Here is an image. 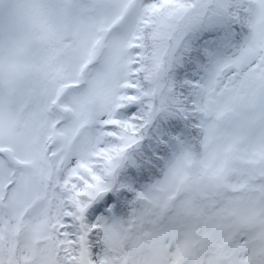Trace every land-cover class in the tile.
Returning a JSON list of instances; mask_svg holds the SVG:
<instances>
[{
    "label": "snow or ice",
    "instance_id": "6c2138e0",
    "mask_svg": "<svg viewBox=\"0 0 264 264\" xmlns=\"http://www.w3.org/2000/svg\"><path fill=\"white\" fill-rule=\"evenodd\" d=\"M88 6L0 55V264H264V0Z\"/></svg>",
    "mask_w": 264,
    "mask_h": 264
},
{
    "label": "trees",
    "instance_id": "16d2710c",
    "mask_svg": "<svg viewBox=\"0 0 264 264\" xmlns=\"http://www.w3.org/2000/svg\"><path fill=\"white\" fill-rule=\"evenodd\" d=\"M82 0H63L58 1L57 11L46 5H51V0H40L39 6L29 2L28 0H11L8 7L13 12L14 19L17 24V30L20 32V37L15 42H20L27 53L32 52L35 55L38 40L36 33L39 30H45L47 37L54 43L75 44L78 47H83L89 42H103L110 28L103 26L107 25L108 14L105 12H97L93 7L86 5ZM108 5L106 3L92 2L89 5ZM36 9V10H35ZM55 9V8H54ZM75 10L77 14L76 20L70 18ZM56 14L57 17L47 22L41 21L40 15ZM44 19V20H45ZM58 21L62 26L59 29L48 27L45 24ZM109 36V34H108ZM31 45H28L30 42Z\"/></svg>",
    "mask_w": 264,
    "mask_h": 264
},
{
    "label": "rangeland",
    "instance_id": "374dc122",
    "mask_svg": "<svg viewBox=\"0 0 264 264\" xmlns=\"http://www.w3.org/2000/svg\"><path fill=\"white\" fill-rule=\"evenodd\" d=\"M28 1L31 2V3H33V4H35V5H37V6L40 7V8H41V7H45V6H39V5H38L39 2H40V0H28ZM51 1H52L51 5H46V6H49V7L52 8L54 11H57L58 1H59V0H51ZM60 1H63V0H60ZM82 1L85 3V0H82ZM93 1H94L95 3H96V2H99V3H106V4H108V5L114 3V0H88V5L91 4ZM83 2H82V3H83ZM54 8H55V9H54ZM35 10H36V9H35ZM71 12H72V14H71L70 18L73 19V20H76V18H77V14H76L75 10L73 9V10H71ZM45 17H49L50 20H52L53 18L57 17V15L53 13V14H50V15H40V16L37 17V18H40L41 21H43V22H47L49 19H48V18L45 19ZM44 19H45V20H44ZM45 25L48 26V27L55 28V29H59V28L62 27L58 21H53V22H50L49 24H45ZM110 31H111V29L108 30V33L106 34L104 41L107 40V38H108V34L110 33ZM36 38H37V36H36ZM37 40H38V39H37ZM6 42L8 43V41H6ZM1 51H2V50H0V52H1ZM2 52H3V51H2ZM32 56H34V55H32ZM32 56H31V57H32ZM3 57H4V52H3Z\"/></svg>",
    "mask_w": 264,
    "mask_h": 264
}]
</instances>
